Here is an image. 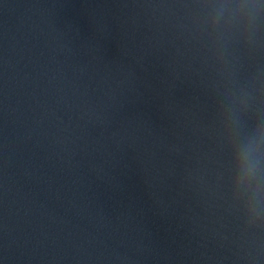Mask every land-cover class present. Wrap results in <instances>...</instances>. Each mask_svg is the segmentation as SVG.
Instances as JSON below:
<instances>
[{
  "label": "water",
  "instance_id": "95a60500",
  "mask_svg": "<svg viewBox=\"0 0 264 264\" xmlns=\"http://www.w3.org/2000/svg\"><path fill=\"white\" fill-rule=\"evenodd\" d=\"M0 264H264V0H0Z\"/></svg>",
  "mask_w": 264,
  "mask_h": 264
}]
</instances>
